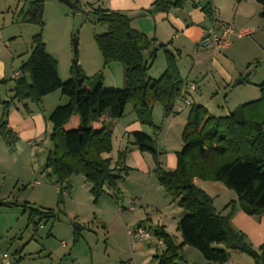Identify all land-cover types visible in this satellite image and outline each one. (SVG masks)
<instances>
[{"label": "rangeland", "instance_id": "obj_1", "mask_svg": "<svg viewBox=\"0 0 264 264\" xmlns=\"http://www.w3.org/2000/svg\"><path fill=\"white\" fill-rule=\"evenodd\" d=\"M34 1L0 0V58L7 61L9 68L19 71L23 59L32 51V37L41 33L47 51L57 61L62 81L77 72L76 61L91 86L96 87L102 82L105 90L125 88L123 65L112 62L105 66L95 38L106 33L108 26L90 16L83 0H78L79 8L60 0H38L43 5L42 28L23 20L26 9ZM227 12L232 14L230 8ZM260 20L261 23L255 21L251 24L255 33L240 41L243 45L233 58L235 63L222 61L227 70L237 72L232 86H227L218 77V69L211 56L217 53L219 60L222 57L218 50L210 49L207 55L210 60L201 62L197 71L190 70V56L182 63L183 78L190 81L189 84L196 83L198 86L196 91L183 94L197 103L203 102L216 116L229 115L239 105L257 99L260 96L259 84L264 81V53L253 41L259 32L264 36V18ZM76 39L77 50L74 49ZM220 52L226 53L225 50ZM190 54L193 57L194 53ZM164 65L165 58L160 52L150 76L159 78ZM239 73L244 78L248 76L249 82L234 86L241 79ZM7 77V83L0 85V119L4 112L2 101L10 100L14 95L12 88L16 77L10 73ZM50 94L59 95H51L47 99L44 96L39 103L27 100L32 109L29 121L20 123L18 120L22 116L27 118L24 102L14 103L10 110L14 127L17 128V124L19 127L20 123V128L28 129L37 124L36 116L39 115L48 123L47 131L43 121V130L33 137L17 134L14 147H9L0 137V200L8 203V206L0 205V264H3L1 255L4 253L13 258V264H158L156 256L163 252L165 246L155 234L154 227L165 225L168 233L180 242L182 237L177 230V221L185 210L160 184L157 167L159 165L167 171L174 169L172 162L176 152L183 147L182 133L187 123L188 108L179 111L182 101L177 100L173 111L166 115L164 105L155 103L152 116L156 129L138 122L132 103H128L124 116L113 124L112 150L104 156L115 165L119 153L126 151L123 165L118 169H128L121 171L118 188L106 186V192L95 201L91 185L84 175H72L71 188L60 194L55 176L49 169L46 170V159L53 148L50 115L56 107L69 101L60 90ZM58 96H63L62 102ZM18 104H21V111L17 110ZM134 121L138 122L140 131L154 140L157 157L151 152L140 151L142 159L138 149L134 148L131 132ZM195 184L213 197L214 205L222 215L232 212L231 200L238 198L234 190L216 181L196 179ZM60 196L63 198L61 202ZM133 203L136 206L134 211L131 210ZM29 207L55 209L57 216L44 219L35 227L29 223ZM259 220V217L255 218V221ZM231 222L258 250L264 240L259 242L253 235L255 231L246 224H235L232 216ZM139 223H143L149 231V239L139 240L136 234L129 235L128 231L135 230ZM228 253L233 264H257L245 252L230 250ZM181 255L182 258L177 261L179 264H206L201 252L189 245L181 251Z\"/></svg>", "mask_w": 264, "mask_h": 264}, {"label": "trees", "instance_id": "obj_2", "mask_svg": "<svg viewBox=\"0 0 264 264\" xmlns=\"http://www.w3.org/2000/svg\"><path fill=\"white\" fill-rule=\"evenodd\" d=\"M185 1L156 0L153 8L168 10ZM256 1L262 5L260 15L264 18V0ZM73 2L79 8V1ZM39 3L36 0L29 5L23 20L42 28ZM204 9L211 11L209 5ZM89 13L108 26L106 33L95 38L105 66L112 62L123 65L125 88L105 90L102 82L91 86L76 61L77 72L62 81L57 61L47 51L42 34L38 33L32 37V51L20 68L22 75L15 78L13 97L2 101L0 137L9 147L15 146L17 133L8 122V113L14 103L25 100L39 103L44 96L60 90L69 101L56 107L50 115L53 148L46 159V170L51 171L62 190L70 188L72 175H84L97 201L106 192V186L118 188L121 171L128 169H118L123 165L126 151L119 153L115 165L103 156L112 150L114 120L122 118L126 105L132 103L138 122L158 129L152 116L154 104L162 103L168 115L185 83L178 68V54L162 44L158 47H165L166 69L157 79L150 76L149 70L158 51L156 38L133 28L128 15L101 7L92 8ZM7 81L0 80V85ZM259 87L260 98L239 105L229 115L216 116L203 105L191 106L182 133L183 147L176 152L175 168L167 171L157 167L160 184L185 210L177 223L182 237L180 243L164 225L154 227L165 246L156 256L158 264H179L177 261L182 258L181 251L186 245L199 250L209 264H226L230 250L245 252L257 264H264V242L258 250L254 249L245 233L231 222L235 202H231L232 212L224 216L217 211L213 197L195 184L196 179L222 182L237 193L245 213L257 217L264 214V81ZM103 116H108L109 120ZM132 133L134 144L141 152L148 151L157 157L150 136L139 130ZM60 197L59 202L63 200ZM56 216L55 209L29 207V223L35 227L42 220Z\"/></svg>", "mask_w": 264, "mask_h": 264}, {"label": "crops", "instance_id": "obj_3", "mask_svg": "<svg viewBox=\"0 0 264 264\" xmlns=\"http://www.w3.org/2000/svg\"><path fill=\"white\" fill-rule=\"evenodd\" d=\"M155 1L156 0H83L84 5H85V10L88 13L90 12L92 8L101 7V8L109 9L112 11L122 12L128 15L133 28L145 33L146 35L150 37L156 38V47L162 44V45H165V47L171 52L178 54V68L180 71L181 78L185 83V87L181 95L177 98V100L180 101L181 98H188L191 100L192 105L198 104V105H203L204 107H206V105H204L203 102L200 101L199 103H197L193 98L191 99L188 96L183 94L186 91H196L198 86L196 83H194L195 88H192L191 87L192 83L189 84L188 82L190 81H187L183 78L181 74L182 63L185 61V59H187V57L190 56L192 58V62H188L191 64L190 70L197 71V68L201 64V62L203 61L205 62L208 59L210 60V57L207 56L208 53L210 52V49L203 48L200 45V40L202 38L204 30L208 28L209 26H211L214 22L230 23L234 27L235 32L237 34L243 33V32H245V34L241 36L238 35L235 37V39H240L237 43L234 42L235 41L234 39L233 43L230 46L224 47L221 50H218L220 57H222V60H219L220 58H218L217 53L211 57H213V60H214L213 64L218 69V75H219L218 77L227 86H232L233 85L232 82L236 78L237 72L231 71L229 69L227 70V68L223 66L222 61H229L233 64L235 63V60L233 58H235V56L239 53V50L242 48L241 46L243 45L240 41L244 39L245 37L255 33V30L253 29V27H251L252 26L251 24H253L255 21L257 23H261L260 19H262V17L260 13L262 11V5L256 0H243V1H239V0H186L183 3V5L172 6L168 10H158V9L153 8V4ZM172 1L174 2L175 0H172ZM208 5L211 7L210 12H207L204 9ZM227 8H230L232 10V14L231 13L230 15L228 14ZM253 41L255 42L256 47L264 53V43L262 42L264 41V36L262 32H259L258 34H256L255 39ZM164 48L158 47L156 59L158 58L160 52L163 53V56L165 58ZM222 50H225L226 53L221 54L220 51ZM190 53H194L193 57H192V54ZM25 57L26 59H23L22 65L29 58L28 55H26ZM153 65L151 66L149 73ZM166 66L167 65H166V58H165V65L162 66L161 75L165 71ZM9 73L11 74L12 77L15 76L16 78L22 75L21 69H19V71H15L14 67L9 68V66L7 65V61L5 59L0 58V80L7 79L8 78L7 76ZM16 74H18V76ZM239 74L241 77L240 80H242V82H240L239 80L237 81V83H235L234 86H237L240 83L249 82L248 76L247 78H244L242 73H239ZM51 95H59V94H48L44 97V99L51 97ZM260 96H261V92H260ZM260 96L258 98H260ZM58 98L61 102L64 99L63 96H58ZM23 102L25 106L24 109L28 114H27V118H22L23 116L19 117L18 120L20 123L22 121L24 122L29 121L31 119L30 117L32 116L31 115L32 109L30 107V104L27 102V100ZM20 105L21 104L17 105L18 111H21ZM206 108L209 110L208 107ZM189 110L190 108L186 110L187 117H188ZM209 112L214 114L210 110ZM41 117L43 119L40 118L39 115L36 116V121H37L36 125H33V126L31 125L28 129H22L20 128V123H19V127L17 124V128L19 129H17L16 126L14 127V125L12 124L11 112L9 111L8 113V121L12 129L17 134L26 135L27 137H33L39 134L43 130V125H45V131H47L48 123L45 122V119L43 116ZM104 119L109 120V117L104 116ZM118 120H114V123H117ZM43 121H44V124L42 125ZM131 128H132L131 132L136 131V130L140 131V127L138 126L137 121L133 122V127L131 126ZM135 147L137 148V146H134V148ZM134 148L132 149L133 151H135ZM138 151L140 153L139 155H141L140 157L143 159L142 154L139 149ZM103 156H105V154ZM176 161H177V158L175 155V161L172 162L173 168H175L176 166ZM69 183H70V188H71L72 186L71 178L69 180ZM237 200L238 198L231 200V202L232 201L235 202V209L232 214L233 222L235 224L239 223L242 226L244 224L249 226L251 230L255 231L253 235H255L258 238L259 242H262L264 240V214L259 216L260 220L258 222L255 221V218L257 216H250L247 213H245L244 210L239 206ZM141 224L143 226V223H139L137 226H140ZM166 231H167V228H166ZM186 247L187 245L183 248V251L186 249ZM203 261H206V260L203 258ZM233 262L234 261L230 255V259L226 264H230V263L233 264ZM206 264H209V263L206 261Z\"/></svg>", "mask_w": 264, "mask_h": 264}, {"label": "built area", "instance_id": "obj_4", "mask_svg": "<svg viewBox=\"0 0 264 264\" xmlns=\"http://www.w3.org/2000/svg\"><path fill=\"white\" fill-rule=\"evenodd\" d=\"M243 34H245V32L237 34L235 32L234 27L230 23L214 22L211 26H209L204 30V33L200 40V45L206 49L221 50L224 47L230 46L233 43L236 36L238 35L241 36ZM16 75L18 76V74ZM191 87L195 88V84L192 83ZM181 101H182V105L178 107L179 111H182L185 108L188 109L191 108L192 102L190 99L181 98ZM57 190L61 193L64 192V190H62L60 187H57ZM135 209L136 206L133 203V205L131 206V210L134 211ZM128 233L129 235L136 234L137 239L139 240H145L151 237L149 231L146 229L145 226L142 225L138 226L135 230L130 229ZM1 259L3 264H13V258L7 253L2 254ZM212 264H218V263H212Z\"/></svg>", "mask_w": 264, "mask_h": 264}, {"label": "water", "instance_id": "obj_5", "mask_svg": "<svg viewBox=\"0 0 264 264\" xmlns=\"http://www.w3.org/2000/svg\"><path fill=\"white\" fill-rule=\"evenodd\" d=\"M60 1L65 2L66 4H68L69 6H71L73 8H76V4L72 0H60ZM39 8H40V10L42 12L43 5L41 3H39ZM90 16L93 17V18H96V16L93 15V14H91ZM74 49L75 50L78 49V40L77 39L74 41ZM240 82H242V80H240ZM0 205H7L8 206V203L0 200Z\"/></svg>", "mask_w": 264, "mask_h": 264}]
</instances>
